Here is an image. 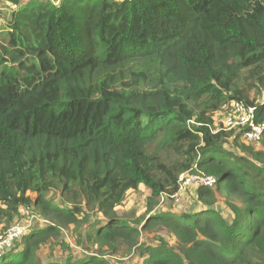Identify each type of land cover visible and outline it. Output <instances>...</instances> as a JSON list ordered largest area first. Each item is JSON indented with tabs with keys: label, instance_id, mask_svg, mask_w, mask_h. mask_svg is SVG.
<instances>
[{
	"label": "trees",
	"instance_id": "trees-1",
	"mask_svg": "<svg viewBox=\"0 0 264 264\" xmlns=\"http://www.w3.org/2000/svg\"><path fill=\"white\" fill-rule=\"evenodd\" d=\"M0 8L10 15L0 28V226H12L23 205L52 224L27 233L0 264H108L37 257L89 212L103 218L87 235L100 252L164 228L177 250L148 246L143 264H264V139L257 150L242 131L213 133L233 101L264 123V103L249 95L264 89V0H0ZM233 137L242 155L223 148ZM165 148L184 161L167 165ZM195 167L217 178L197 190L204 208L152 214ZM141 185L152 194L139 229L141 220L132 226L116 209ZM53 190L68 207L47 199ZM218 195L231 221L216 209Z\"/></svg>",
	"mask_w": 264,
	"mask_h": 264
},
{
	"label": "rangeland",
	"instance_id": "rangeland-1",
	"mask_svg": "<svg viewBox=\"0 0 264 264\" xmlns=\"http://www.w3.org/2000/svg\"><path fill=\"white\" fill-rule=\"evenodd\" d=\"M56 1L59 4L62 0ZM9 17V10H1L0 8V28H3L7 25ZM244 87L248 86L244 85ZM249 95L255 102L264 103L263 88H261L259 91L252 90L250 91ZM224 110L225 109L223 108L221 111L224 112ZM221 111H218L215 115L216 124L221 123L222 119H224V115H220ZM156 146L157 144L150 149V152L154 151ZM253 146L257 150H263V147L260 143ZM223 148L227 151L237 153L238 155L243 154L239 148L235 147L234 137L229 138L228 142L224 144ZM160 157L167 165H173L177 162L184 161V158L181 155L169 148L161 150ZM181 175H179V178ZM181 192V194H177L178 192H176L174 195H170L169 193L162 194L158 200L159 204L152 214H191L196 213L200 209L204 208L203 204L198 200L196 189L187 188ZM151 194V190L144 185H141L137 190L129 191L123 204L116 209L118 215L123 219V221L132 226L136 225V221L141 220V223L137 226L139 229H141L142 225L145 223L144 220L142 221V218L144 219L149 217V215H146V211L148 199L151 197ZM176 194L179 196H176ZM31 196L35 198V195ZM46 197L48 200H52L54 204L58 206L68 207L58 191L53 190L52 192H49ZM216 203V209L222 213L223 217L227 221H231L233 218V213L230 207L226 204L224 196L218 195ZM32 209V227H35V229H45L52 225L48 220L41 217L40 212L35 208L34 205H32ZM88 216V221H84L83 216H81L80 222L78 224L71 225L69 228L61 229V232L57 238L52 239L49 243L40 247L37 251V257L39 261H41V263L54 260L79 262L89 257H100L105 259L108 264H143L144 258L141 256V252L142 249L148 246L156 247L162 242H165L175 250L178 248L177 240L171 233H169L164 228H157L152 231L142 230L138 244L133 248L125 244H121L119 245L117 252L114 254L110 253L107 249L100 252L99 247L95 244H92L88 240L87 235L95 231L99 224L103 223V218L101 214L92 212H89ZM7 228L8 227L1 225L0 232L5 231Z\"/></svg>",
	"mask_w": 264,
	"mask_h": 264
},
{
	"label": "built area",
	"instance_id": "built-area-1",
	"mask_svg": "<svg viewBox=\"0 0 264 264\" xmlns=\"http://www.w3.org/2000/svg\"><path fill=\"white\" fill-rule=\"evenodd\" d=\"M48 1V0H47ZM55 5H58L56 0H52ZM224 115L221 123L216 124L217 129H213V133L219 131H231L236 129L243 132V139L247 144H259L264 139V123H257L256 121V108L247 106L242 102L233 101L229 106L223 107ZM216 120V119H215ZM219 126V127H218ZM186 172L181 175L178 181V193L181 194L182 190L187 188H200L214 189L217 185V178L199 172L197 168ZM176 196H179L177 195ZM32 206L23 205L19 209L17 221L7 228L5 231L0 232V255L12 252L20 243L21 239L35 227H32Z\"/></svg>",
	"mask_w": 264,
	"mask_h": 264
}]
</instances>
